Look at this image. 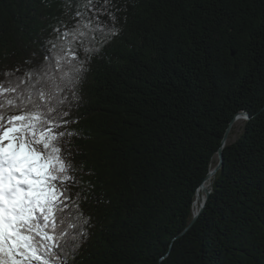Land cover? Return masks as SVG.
Masks as SVG:
<instances>
[{
  "label": "trees",
  "instance_id": "obj_1",
  "mask_svg": "<svg viewBox=\"0 0 264 264\" xmlns=\"http://www.w3.org/2000/svg\"><path fill=\"white\" fill-rule=\"evenodd\" d=\"M74 11L0 0V80L51 60ZM109 11L120 34L91 57L56 129L71 197L62 239L78 235L69 224L87 233L66 264H264V0H112Z\"/></svg>",
  "mask_w": 264,
  "mask_h": 264
},
{
  "label": "snow or ice",
  "instance_id": "obj_2",
  "mask_svg": "<svg viewBox=\"0 0 264 264\" xmlns=\"http://www.w3.org/2000/svg\"><path fill=\"white\" fill-rule=\"evenodd\" d=\"M67 3L75 8L74 24L63 32L54 29L52 59L21 76L19 69L7 70L0 80V264H66L80 237H87L69 224L78 235L62 239V213L71 197L58 187L68 179V166L57 146L65 133L56 129L58 121L67 123L65 107L79 100L78 86L91 57L120 29L101 19L107 15L115 21L112 0Z\"/></svg>",
  "mask_w": 264,
  "mask_h": 264
},
{
  "label": "water",
  "instance_id": "obj_3",
  "mask_svg": "<svg viewBox=\"0 0 264 264\" xmlns=\"http://www.w3.org/2000/svg\"><path fill=\"white\" fill-rule=\"evenodd\" d=\"M241 118L247 119V118H249V114L246 113V112H241L235 118L232 119V121L230 123V126L228 127V130L225 133V136H224V139H223V144H224L223 146L226 145V141L229 138V134H230V132H231V130L233 128V125H234L235 121L237 119H241ZM223 146L220 148L219 153H218V158H219L218 164L215 166L213 171H210L209 174H211V172H213V174L215 175L222 168V166L224 164V161H225L224 152H223ZM209 174H207L205 180L208 178ZM203 184L201 185V187L203 186ZM199 189L197 191V195H198ZM205 193H206V197H205L204 201L201 203V206H200L199 210L198 211L195 210V216H194L192 222L190 223L189 227L192 226V224L196 221V219H198V216H200V214L204 211L205 205L208 202V199H209L210 194H211V189L210 188H206Z\"/></svg>",
  "mask_w": 264,
  "mask_h": 264
},
{
  "label": "bare ground",
  "instance_id": "obj_4",
  "mask_svg": "<svg viewBox=\"0 0 264 264\" xmlns=\"http://www.w3.org/2000/svg\"><path fill=\"white\" fill-rule=\"evenodd\" d=\"M236 121H235V123H236ZM228 141H229V139H227L226 143ZM213 170H214V167L212 166L211 171H213ZM213 176H214V174H213V172H211V174H209L208 178L205 180L203 186L199 189V192H198V195H197V198H196V202H194V208L197 211L199 210V208L201 206V203L204 201V199L206 197L205 190H206V188H209L210 187V185H211L210 183H211V180H212V177Z\"/></svg>",
  "mask_w": 264,
  "mask_h": 264
},
{
  "label": "rangeland",
  "instance_id": "obj_5",
  "mask_svg": "<svg viewBox=\"0 0 264 264\" xmlns=\"http://www.w3.org/2000/svg\"><path fill=\"white\" fill-rule=\"evenodd\" d=\"M243 120H244L243 118L238 119L236 121V123L234 124V128H235L234 131H235V133L232 134L230 141H234L237 138V136L239 135V133H241V131L243 130V122H242Z\"/></svg>",
  "mask_w": 264,
  "mask_h": 264
}]
</instances>
